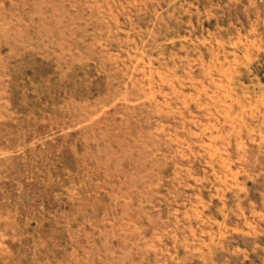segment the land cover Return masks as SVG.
Listing matches in <instances>:
<instances>
[{"label":"rangeland","instance_id":"obj_1","mask_svg":"<svg viewBox=\"0 0 264 264\" xmlns=\"http://www.w3.org/2000/svg\"><path fill=\"white\" fill-rule=\"evenodd\" d=\"M0 264H264V0H0Z\"/></svg>","mask_w":264,"mask_h":264}]
</instances>
